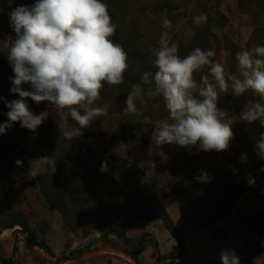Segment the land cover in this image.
Wrapping results in <instances>:
<instances>
[{
  "label": "rangeland",
  "instance_id": "rangeland-1",
  "mask_svg": "<svg viewBox=\"0 0 264 264\" xmlns=\"http://www.w3.org/2000/svg\"><path fill=\"white\" fill-rule=\"evenodd\" d=\"M35 2L0 0V66L7 68L1 80L4 88L12 86L9 77L13 75L7 60L15 40L9 13L18 5L30 6ZM104 2L114 14L120 9L129 10L123 26L128 28L130 22L137 21L138 39L135 40L140 51L152 60L155 58L152 50L158 46L164 31L161 27L164 17L171 21L169 41L177 44L188 43L202 25L210 24L209 31L213 35L210 50L216 53L212 59L221 63L226 72L236 71L235 55L248 48L252 39L258 35L264 40V7L259 8L255 3H251L250 11L246 12L240 9L238 0ZM206 11L215 15L216 21L208 23L207 19L197 26L193 17L202 13L208 17ZM120 27L121 23L117 29ZM128 64L126 72H139L148 62ZM195 76L197 79V74ZM24 88L31 90L27 84ZM252 97L256 96L251 92L240 97L231 92L221 94L218 107L238 117ZM145 99L147 106L162 104L159 98ZM104 100L105 97L97 104L101 106ZM26 102L30 110L39 114L49 111L45 121L58 137L53 139L55 142L51 140L54 145L44 155L30 130L21 126L17 131L11 130L12 138L18 139L25 150L27 173L21 176L5 170V176L0 177V264H209L221 263L222 249H235L239 260L246 264H264V171L261 170L264 159L256 149L264 128L259 122L249 124L234 120V136L228 150L197 152L195 148L178 145L152 146L154 131L168 116L154 121L140 113L143 126L151 124L154 131L147 144L133 141L134 145L126 135L118 133L121 125L116 114L121 102L109 99L108 116L97 118L82 135L83 148H88L96 161L85 177L94 185L81 196L77 206L70 202L68 191L63 198V211L59 196L51 193L47 198L41 189L40 180L50 176L51 167L40 161L33 176L29 172V161L47 157L52 152L57 156L75 153L71 145L58 141L62 136L57 121L67 117V113L49 102L37 105L30 98ZM68 123L69 126L74 124L70 117ZM120 142L127 144V148L117 152L114 149ZM107 156L115 162L114 167L108 166L109 172L114 168L119 171L118 176L111 179L115 180L111 182L113 187L118 185L115 189L108 183L107 176L97 182L100 179L95 172L97 164ZM81 166H73L72 175ZM201 171L209 174V182L201 183L196 179ZM250 177L254 178V184H249ZM245 187L250 188L249 193L236 197L238 190ZM134 199L141 209L135 207ZM161 209L171 219L175 235L165 229L163 221L146 220ZM16 220L22 222L26 230L21 226L11 229L9 225ZM108 230H115L118 235H104ZM33 238L44 241L54 255L33 246Z\"/></svg>",
  "mask_w": 264,
  "mask_h": 264
},
{
  "label": "clouds",
  "instance_id": "clouds-1",
  "mask_svg": "<svg viewBox=\"0 0 264 264\" xmlns=\"http://www.w3.org/2000/svg\"><path fill=\"white\" fill-rule=\"evenodd\" d=\"M207 19L202 13L193 17V22L199 26ZM9 20L15 33L7 54L13 72L10 91L19 98L8 102L0 96L9 109L8 120L0 123V135L16 122L34 132L49 117L48 110L34 114L26 102L28 98L37 105L49 102L67 113L57 121L61 136L67 140L81 137L97 118L108 116L107 105L97 106L101 91L105 84H123L129 64L123 46L111 39L117 25L104 0H36L30 6L12 9ZM161 27L164 31L152 50L156 71L142 73L141 82L131 86L123 109L125 114L139 115L138 102L147 107L145 97L162 99L168 118L154 131L152 146L223 152L233 139L234 120L259 122L264 128V44L255 43L237 52L236 71L226 72L212 59L216 55L212 50L196 47L181 57L177 43L169 41L171 21L167 17L162 19ZM204 70L207 74L197 80L195 74ZM26 84L31 90H25ZM229 92L235 97L251 92L257 99L248 101L238 117L230 116L218 107L221 94ZM153 108L158 109L159 104ZM68 117L74 122L71 126ZM126 148L127 144L120 142L114 150ZM256 149L264 159V132L259 135ZM40 161L55 171L56 161L43 157L29 161L31 175H36ZM23 163L15 161L19 167ZM106 170L107 164L102 162L101 171ZM196 179L207 183L210 177L201 171ZM254 183L250 177L249 184ZM220 260L221 264H240L235 249H222Z\"/></svg>",
  "mask_w": 264,
  "mask_h": 264
},
{
  "label": "trees",
  "instance_id": "trees-1",
  "mask_svg": "<svg viewBox=\"0 0 264 264\" xmlns=\"http://www.w3.org/2000/svg\"><path fill=\"white\" fill-rule=\"evenodd\" d=\"M251 3H255L254 5H257L259 8L264 7V0H238V4L241 10H244L246 12L250 11L249 6ZM209 7H207L208 9ZM206 9V10H207ZM119 10H117V13H110L112 17V21L115 22V24L118 26V24L121 23L122 28L116 29L114 42L119 43L123 46L125 51L128 54V63H139V62H148L147 65H142L141 70L139 72H125L124 73V83L121 85H126L127 87H119V86H109L105 84V87L101 91V99H104V103L101 104V106L105 104L108 105V109L111 111V105L109 102V99L116 98L121 102L119 105V125H121V129L118 130V133H123L126 135L130 141L133 143V141H136L137 144H147L151 134L154 131L153 126L146 125L143 126L142 124V116L141 114H144L145 116L152 118L154 121L162 120L165 116H168L167 110L165 109L163 105V101L161 98L158 99L159 102H162V104H159V108H153V104H150V106L144 107L143 105H140L138 102V108L140 109L139 115H133V114H125L123 109L125 107L124 101L126 99V96L128 92L131 89V86L133 84H137L141 82V75L145 71H152L153 73L156 71L155 67L152 64V59L144 55L138 45L137 40L138 39V33L136 31L137 28V21L134 20L133 22L129 23L128 28L123 26V23L125 22L127 15L129 14V10L120 9L119 13L122 15V18L120 14L118 13ZM208 19L212 23L216 21L215 15H211L208 11ZM209 25L205 24L202 25L200 29L197 30V33L195 34L194 38L189 41L188 43H178V54L183 57L186 56L191 50L195 49L196 47H200L202 50H210V46L213 43V35L209 31ZM129 32V33H128ZM128 33V34H126ZM257 40V41H256ZM261 43L264 44V40H261L259 36L257 35L254 39H252L249 44L248 48L251 47L255 43ZM127 43V44H126ZM5 71H7V68L5 65L0 66V96L4 97L5 100L8 102L12 101L13 99H18V94H13L10 89L12 86L4 88L5 85L2 84V78L3 75H5ZM197 74V80L199 79L200 75L207 74V70H204L201 73ZM7 78V76H5ZM146 87V86H145ZM120 88V89H119ZM251 100L257 99L256 97L250 98ZM116 104V103H115ZM158 104V103H157ZM97 106H100L97 104ZM100 106V107H101ZM113 107V106H112ZM9 109L7 108L4 100H0V123L6 122L8 120L7 112ZM32 111V110H31ZM34 114H39L36 111H33ZM140 119V120H139ZM20 123L16 122L13 124V126L7 130L6 134L0 135V177L5 176V170L13 171L18 175L25 176L27 173V164L23 163V166L19 167L15 164L16 160H22L24 162L25 159V150L22 148L21 143L18 139H13L11 136V130L17 131L20 128ZM31 131V130H30ZM31 135L33 138H35L38 141V145L44 155H46L49 152V149L53 147V143L51 140H53L55 137H58L56 133L53 132L51 129V125L47 121H43L41 125L37 127V129L33 132L31 131ZM62 141L65 146L71 145L72 148H75V153L73 155H66L61 154L62 156H57L56 152H52V154H48L47 157H51L56 161V167L55 171L51 168L50 176L49 177H42L41 182V189L43 191V194L45 197H49L51 193H56L60 200H61V207L62 210H65V203L64 196H66V193L70 192V202L77 206L81 201V196L84 195L85 192L88 191L89 187L91 185V182H89V179H86L87 172L89 168H93L94 165H96V161L92 157L91 151H89L88 148H83V140L84 138L77 137L73 140H67L63 136L59 137L58 141ZM54 141V140H53ZM55 142V141H54ZM59 143V142H58ZM136 145V144H134ZM83 148V151L81 150ZM79 150V151H78ZM77 151V152H76ZM93 159V160H92ZM106 162L107 168L108 166L115 165V162L113 158H110L107 156V158L102 161ZM97 164L96 174L97 178H100L97 180V182H101L103 177L107 176L108 183L112 187V189H115L118 187L117 184H114L115 188L113 187V183H115V180H111L118 176L119 171L114 168L113 171L110 173L107 169L106 171H101V164ZM75 164V165H73ZM79 164H81V168L77 171H75L74 175L71 168L73 166L77 167ZM88 177V176H87ZM65 179V180H63ZM4 189V188H3ZM250 191L249 187H245L244 189H239L236 193V197H241L246 194H248ZM2 195V194H1ZM2 196H0L1 198ZM62 198V199H61ZM3 199V198H2ZM134 205L135 207L141 209V205L139 204L138 200L134 199ZM146 220L154 221V220H160L163 221L165 225V229L170 232L171 234L175 235L176 230L175 227L172 224L171 219L169 218L168 214L165 212V210L161 209L156 216H148ZM23 227L24 230H26L25 225L20 221H13L9 227L11 229H14L16 227ZM104 235H110V234H117L118 232L115 230H108L103 232ZM31 243L33 246L40 248L41 250L45 251L50 256H53L54 253L51 250V248L42 240H38L37 238H33L31 240ZM209 264H221L217 262H211ZM240 264H246L243 260H240Z\"/></svg>",
  "mask_w": 264,
  "mask_h": 264
},
{
  "label": "built area",
  "instance_id": "built-area-1",
  "mask_svg": "<svg viewBox=\"0 0 264 264\" xmlns=\"http://www.w3.org/2000/svg\"><path fill=\"white\" fill-rule=\"evenodd\" d=\"M177 262H180V260H177Z\"/></svg>",
  "mask_w": 264,
  "mask_h": 264
}]
</instances>
